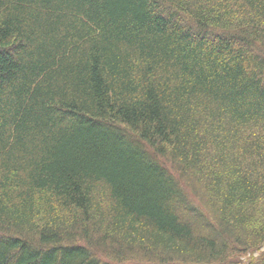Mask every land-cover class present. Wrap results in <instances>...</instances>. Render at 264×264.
<instances>
[{"label":"trees","instance_id":"obj_1","mask_svg":"<svg viewBox=\"0 0 264 264\" xmlns=\"http://www.w3.org/2000/svg\"><path fill=\"white\" fill-rule=\"evenodd\" d=\"M263 245L264 0H0V264Z\"/></svg>","mask_w":264,"mask_h":264},{"label":"rangeland","instance_id":"obj_2","mask_svg":"<svg viewBox=\"0 0 264 264\" xmlns=\"http://www.w3.org/2000/svg\"><path fill=\"white\" fill-rule=\"evenodd\" d=\"M162 162L165 167L171 166L174 170L171 164L168 163V165L166 166V162ZM234 261L236 262V264H264V245L258 251H255L253 253L235 254Z\"/></svg>","mask_w":264,"mask_h":264}]
</instances>
